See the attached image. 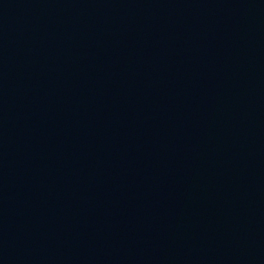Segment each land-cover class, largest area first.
Segmentation results:
<instances>
[{"label":"water","instance_id":"water-1","mask_svg":"<svg viewBox=\"0 0 264 264\" xmlns=\"http://www.w3.org/2000/svg\"><path fill=\"white\" fill-rule=\"evenodd\" d=\"M0 264H264V0H0Z\"/></svg>","mask_w":264,"mask_h":264}]
</instances>
